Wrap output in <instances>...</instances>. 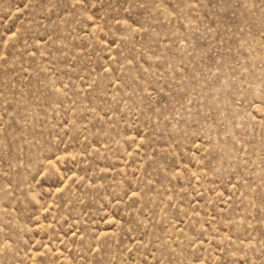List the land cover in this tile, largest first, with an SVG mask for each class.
I'll return each instance as SVG.
<instances>
[{"label": "rangeland", "instance_id": "obj_1", "mask_svg": "<svg viewBox=\"0 0 264 264\" xmlns=\"http://www.w3.org/2000/svg\"><path fill=\"white\" fill-rule=\"evenodd\" d=\"M0 264H264V0H0Z\"/></svg>", "mask_w": 264, "mask_h": 264}]
</instances>
